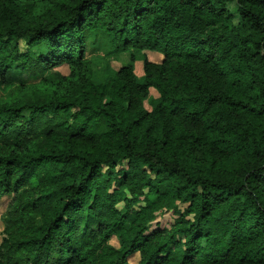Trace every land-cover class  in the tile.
I'll use <instances>...</instances> for the list:
<instances>
[{"label": "trees", "instance_id": "trees-1", "mask_svg": "<svg viewBox=\"0 0 264 264\" xmlns=\"http://www.w3.org/2000/svg\"><path fill=\"white\" fill-rule=\"evenodd\" d=\"M11 195L0 264H264V0H0Z\"/></svg>", "mask_w": 264, "mask_h": 264}, {"label": "rangeland", "instance_id": "rangeland-1", "mask_svg": "<svg viewBox=\"0 0 264 264\" xmlns=\"http://www.w3.org/2000/svg\"><path fill=\"white\" fill-rule=\"evenodd\" d=\"M42 52H44L43 49L36 50V53L38 54H41ZM87 56L88 58H96L100 56L103 57L104 53L103 52L95 53L92 51V49H89ZM138 56L139 57L145 56L150 62L155 63V64H161L163 61V56L158 53L143 52L139 54ZM129 61H130V55L116 54V55L109 56L108 58H105L104 62L108 63L109 66L113 70L118 71L124 66H126L129 63ZM135 67H136L137 77L138 78L143 77V61L141 59L136 61ZM56 71L60 72L63 76H68L70 72L68 65H63L61 67H58L56 68ZM26 78L27 77L25 75L17 73L15 76V83L19 84L20 82L26 80ZM150 97L151 99L147 100L145 103V107L149 111L152 110L153 103L155 102L154 100L159 99V94L154 89H152ZM12 198L13 196L11 195V196H5L0 199V245L4 239V230H5L4 217L7 213L8 206ZM174 219L175 218L173 217V215L171 216L170 213H164V214L162 213L161 215H159L158 222H160V225H167V224L172 223V220ZM109 243L113 247L119 248L118 242L116 241L115 237H113L112 240L109 241ZM128 261L130 262V264H138L139 255H135L134 257L130 258Z\"/></svg>", "mask_w": 264, "mask_h": 264}]
</instances>
